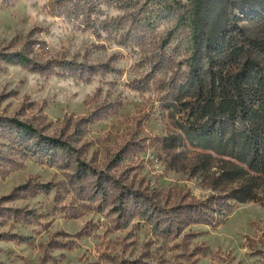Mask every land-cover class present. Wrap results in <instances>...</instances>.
<instances>
[{"label":"rangeland","instance_id":"1","mask_svg":"<svg viewBox=\"0 0 264 264\" xmlns=\"http://www.w3.org/2000/svg\"><path fill=\"white\" fill-rule=\"evenodd\" d=\"M187 2L0 0V264H264V203L167 235L132 211L218 193L180 128ZM11 118L71 149L33 153Z\"/></svg>","mask_w":264,"mask_h":264},{"label":"trees","instance_id":"2","mask_svg":"<svg viewBox=\"0 0 264 264\" xmlns=\"http://www.w3.org/2000/svg\"><path fill=\"white\" fill-rule=\"evenodd\" d=\"M187 1L185 12L192 33L187 87L193 100L181 103L186 109L180 128L187 143L198 149L195 170L218 193L200 203L164 210L166 215L156 205L136 204L135 216L163 235L193 223L216 226L237 203H264V0ZM249 10L255 13L250 15ZM87 21L95 22L91 15ZM5 126L33 138L34 147L28 148L33 153L48 152L52 159L55 148L69 152V144L36 133L32 123L11 118ZM97 184L104 189L102 178Z\"/></svg>","mask_w":264,"mask_h":264}]
</instances>
